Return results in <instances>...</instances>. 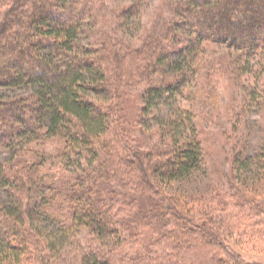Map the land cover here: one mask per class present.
<instances>
[{
    "label": "trees",
    "instance_id": "obj_1",
    "mask_svg": "<svg viewBox=\"0 0 264 264\" xmlns=\"http://www.w3.org/2000/svg\"><path fill=\"white\" fill-rule=\"evenodd\" d=\"M98 1L0 0V89L25 91L0 96V264H250L264 202L170 188L206 168L181 106L196 62L215 44L240 52L236 72L264 74V0H171L141 45L98 24ZM53 155L81 171H46Z\"/></svg>",
    "mask_w": 264,
    "mask_h": 264
},
{
    "label": "rangeland",
    "instance_id": "obj_2",
    "mask_svg": "<svg viewBox=\"0 0 264 264\" xmlns=\"http://www.w3.org/2000/svg\"><path fill=\"white\" fill-rule=\"evenodd\" d=\"M104 1L103 6L100 1L97 2L100 15L98 24L113 33L114 38H123L126 43L141 45L157 24L162 25L161 17L169 15L167 3L171 0H136L138 8L130 13L125 11L124 6L135 0ZM238 54L240 52L225 46H206L195 65L198 75L184 92L185 98L181 102L182 108L192 113L194 123L204 137L207 163L205 172L175 183L170 191L186 195L205 194L208 200H213L211 207L218 202V198L213 199L217 186L228 191H243L259 203L264 202V74L259 75L256 69L252 72H236L233 58ZM23 92L3 88L0 89V96H15ZM161 109L156 119L166 121L168 109L172 108L168 105ZM176 109L174 107L173 111ZM127 110L136 112L137 108L129 102ZM138 138L139 135L135 134L134 139ZM57 143L50 141L46 145L47 152H56ZM147 143H141L143 150ZM3 156L0 153V160ZM61 161L53 155L46 171H81V164L77 160ZM244 165L249 166L246 168ZM140 229L148 238L153 235L150 228L142 226ZM259 230L264 232V222H260ZM87 233L76 242L71 240L68 247L58 255V260L65 258L70 262L75 259L80 248L85 245ZM123 249L129 248L125 246ZM240 251L244 261L264 264V235H258L252 246Z\"/></svg>",
    "mask_w": 264,
    "mask_h": 264
}]
</instances>
